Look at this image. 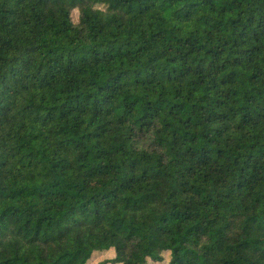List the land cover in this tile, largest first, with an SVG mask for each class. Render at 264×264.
I'll return each instance as SVG.
<instances>
[{"label":"trees","instance_id":"1","mask_svg":"<svg viewBox=\"0 0 264 264\" xmlns=\"http://www.w3.org/2000/svg\"><path fill=\"white\" fill-rule=\"evenodd\" d=\"M109 251L264 264V0H0V264Z\"/></svg>","mask_w":264,"mask_h":264},{"label":"rangeland","instance_id":"2","mask_svg":"<svg viewBox=\"0 0 264 264\" xmlns=\"http://www.w3.org/2000/svg\"><path fill=\"white\" fill-rule=\"evenodd\" d=\"M71 19L73 21V23H76L77 20H78V13L76 10H73L71 12ZM114 257V253L109 251V252H102V253H94L91 258L89 259L88 261V264H96L102 260H105V259H111ZM168 254L165 253L163 255V261L162 262H154V261H149L147 262V264H167L168 262Z\"/></svg>","mask_w":264,"mask_h":264}]
</instances>
